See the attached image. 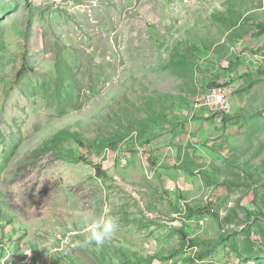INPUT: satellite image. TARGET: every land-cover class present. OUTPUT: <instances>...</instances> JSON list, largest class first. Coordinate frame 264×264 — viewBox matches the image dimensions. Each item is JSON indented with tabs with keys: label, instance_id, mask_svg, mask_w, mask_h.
Segmentation results:
<instances>
[{
	"label": "rangeland",
	"instance_id": "rangeland-1",
	"mask_svg": "<svg viewBox=\"0 0 264 264\" xmlns=\"http://www.w3.org/2000/svg\"><path fill=\"white\" fill-rule=\"evenodd\" d=\"M260 24L264 0H0V264H264ZM60 130L82 144L33 155Z\"/></svg>",
	"mask_w": 264,
	"mask_h": 264
},
{
	"label": "trees",
	"instance_id": "trees-1",
	"mask_svg": "<svg viewBox=\"0 0 264 264\" xmlns=\"http://www.w3.org/2000/svg\"><path fill=\"white\" fill-rule=\"evenodd\" d=\"M258 29H259L260 32L264 33V25L260 24ZM219 87L220 86L215 87V88H219ZM220 88H222V87H220ZM223 121H224V123H226V122H229L231 120L229 119V117L225 116V117H223ZM131 130L132 129H130L128 131H131ZM128 133L129 132L122 134V133L119 132L117 135H114L111 138H107V139L102 140L101 144H100V147L98 148V152L101 153L105 148H108V147L116 148V146L118 144V141L120 139L124 138V136L126 134H128ZM78 136L79 135L74 134V133H70L67 130H60L55 135H53L51 139H49L48 141L44 142L42 144V146H40L39 148L35 149L33 151V155H40L41 156V155L49 153L53 149H56V152L59 154L58 155L59 158L62 159V158H64V156L61 155L60 149H61L62 145L64 144V142H66V140L69 139L68 137H71V138L74 139V142H76L77 144H82V142L80 141V138H78ZM72 161L84 162L86 160L83 159V158H77V159H72ZM231 211H234V210H231ZM247 228H249V226ZM250 251H252V250H250ZM262 252H264V248H263ZM261 260H263V259L261 258Z\"/></svg>",
	"mask_w": 264,
	"mask_h": 264
},
{
	"label": "clouds",
	"instance_id": "clouds-1",
	"mask_svg": "<svg viewBox=\"0 0 264 264\" xmlns=\"http://www.w3.org/2000/svg\"><path fill=\"white\" fill-rule=\"evenodd\" d=\"M117 229V223L113 217L101 215L85 219L86 241L91 244L95 242L98 247H102L111 238Z\"/></svg>",
	"mask_w": 264,
	"mask_h": 264
},
{
	"label": "built area",
	"instance_id": "built-area-1",
	"mask_svg": "<svg viewBox=\"0 0 264 264\" xmlns=\"http://www.w3.org/2000/svg\"><path fill=\"white\" fill-rule=\"evenodd\" d=\"M204 105L222 113L229 112L231 108L226 90L222 88L210 90L204 97Z\"/></svg>",
	"mask_w": 264,
	"mask_h": 264
}]
</instances>
